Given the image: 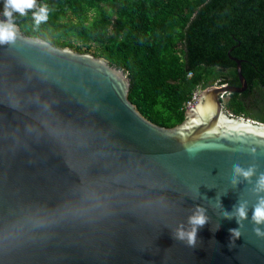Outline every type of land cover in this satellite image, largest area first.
<instances>
[{"label":"water","instance_id":"water-1","mask_svg":"<svg viewBox=\"0 0 264 264\" xmlns=\"http://www.w3.org/2000/svg\"><path fill=\"white\" fill-rule=\"evenodd\" d=\"M16 28L0 45V264H264L253 231L264 224L252 221L264 124L222 103L248 90L241 60L231 58L239 87L204 88L165 128L129 101L122 69ZM234 164L256 171L233 184ZM85 190L99 207L84 211L96 202ZM197 207L207 223L192 247L175 231Z\"/></svg>","mask_w":264,"mask_h":264},{"label":"trees","instance_id":"trees-1","mask_svg":"<svg viewBox=\"0 0 264 264\" xmlns=\"http://www.w3.org/2000/svg\"><path fill=\"white\" fill-rule=\"evenodd\" d=\"M42 5L48 19L37 25ZM12 21L27 38L122 69L129 101L165 128L185 121L198 88L239 87V59L248 90L226 96L224 109L264 124V0H36Z\"/></svg>","mask_w":264,"mask_h":264},{"label":"clouds","instance_id":"clouds-1","mask_svg":"<svg viewBox=\"0 0 264 264\" xmlns=\"http://www.w3.org/2000/svg\"><path fill=\"white\" fill-rule=\"evenodd\" d=\"M36 7V0H4V16L5 20L0 21V45L14 43L17 36L16 25L12 21L13 13H18L20 16H25L28 10ZM49 9L47 5L39 6L38 11L33 13V19L37 25L41 22H45L48 19ZM226 98V96H224ZM222 103H224L222 101ZM224 105V104H223ZM18 110V109H13ZM25 132H31V126L24 125ZM255 166H249L247 169L242 168L239 164L232 166V183L237 182V177L250 178L255 173ZM256 190L264 191V172L260 173L256 182ZM85 199H92L96 202L90 209H84V211H90L100 206L98 197L94 192H88L85 190ZM247 207L244 204H240L235 209V215L238 217L237 225L235 229H230V235L232 242L234 237H238L239 225L241 220L247 217ZM226 218H232V214L225 212ZM252 221L255 225L264 224V197L258 199L257 203L252 207ZM207 223V217L204 214V209L197 207L192 215L188 217L189 227L185 229L183 225L179 226L175 231V238L186 241L189 246L194 247L196 243V237L198 229L203 227ZM38 226V224H37ZM253 231L261 237H264V230L260 227H254Z\"/></svg>","mask_w":264,"mask_h":264},{"label":"built area","instance_id":"built-area-1","mask_svg":"<svg viewBox=\"0 0 264 264\" xmlns=\"http://www.w3.org/2000/svg\"><path fill=\"white\" fill-rule=\"evenodd\" d=\"M203 90H196L193 92L191 99L186 104V109L194 107V105L199 101ZM223 99V98H222Z\"/></svg>","mask_w":264,"mask_h":264},{"label":"rangeland","instance_id":"rangeland-1","mask_svg":"<svg viewBox=\"0 0 264 264\" xmlns=\"http://www.w3.org/2000/svg\"><path fill=\"white\" fill-rule=\"evenodd\" d=\"M89 54H91V53H89ZM92 55H93V54H92ZM222 101L225 102V101H226V98H223ZM251 120H252V119H251Z\"/></svg>","mask_w":264,"mask_h":264}]
</instances>
